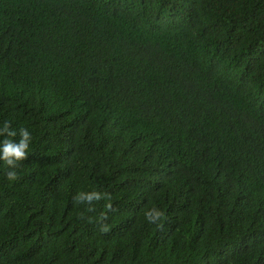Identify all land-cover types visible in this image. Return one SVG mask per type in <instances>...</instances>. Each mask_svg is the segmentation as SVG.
Returning <instances> with one entry per match:
<instances>
[{
    "label": "trees",
    "instance_id": "16d2710c",
    "mask_svg": "<svg viewBox=\"0 0 264 264\" xmlns=\"http://www.w3.org/2000/svg\"><path fill=\"white\" fill-rule=\"evenodd\" d=\"M5 122L0 264H264V0H0Z\"/></svg>",
    "mask_w": 264,
    "mask_h": 264
},
{
    "label": "clouds",
    "instance_id": "9594fccd",
    "mask_svg": "<svg viewBox=\"0 0 264 264\" xmlns=\"http://www.w3.org/2000/svg\"><path fill=\"white\" fill-rule=\"evenodd\" d=\"M5 132L9 138L16 135L14 130H10V125L8 122H5L4 128L0 130V135H3ZM20 135L21 139L18 143L9 138H5L2 145H0V159H2L7 166L13 169L18 166V161L26 159L29 142L32 139L31 134L26 128L20 129ZM6 176L10 181L17 179V173L14 170L8 171ZM88 199H91V196H89Z\"/></svg>",
    "mask_w": 264,
    "mask_h": 264
}]
</instances>
